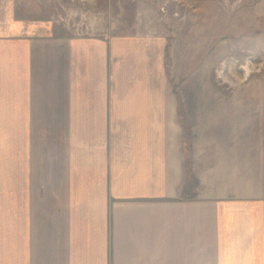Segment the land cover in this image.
<instances>
[{
    "label": "rangeland",
    "instance_id": "374dc122",
    "mask_svg": "<svg viewBox=\"0 0 264 264\" xmlns=\"http://www.w3.org/2000/svg\"><path fill=\"white\" fill-rule=\"evenodd\" d=\"M142 94L160 124L178 111L187 157L264 192V0H0V264H114L134 133L87 116Z\"/></svg>",
    "mask_w": 264,
    "mask_h": 264
},
{
    "label": "crops",
    "instance_id": "0c3cea01",
    "mask_svg": "<svg viewBox=\"0 0 264 264\" xmlns=\"http://www.w3.org/2000/svg\"><path fill=\"white\" fill-rule=\"evenodd\" d=\"M110 96L102 100H116ZM135 97L117 99L122 102L110 105L106 114L98 110L87 116L92 122L104 119L105 133L116 132V123L134 133L116 163L117 186L128 190L118 194L113 206L114 264H264L262 188L250 185L239 192L233 157L225 169L220 153L208 157L200 150L187 157L183 138L174 139L181 133L179 120L174 121L178 111L164 109L165 123L160 124L157 105L140 103L156 102L157 96ZM160 131L172 135L159 140ZM105 157L106 174L113 160ZM108 213L104 206V230Z\"/></svg>",
    "mask_w": 264,
    "mask_h": 264
}]
</instances>
